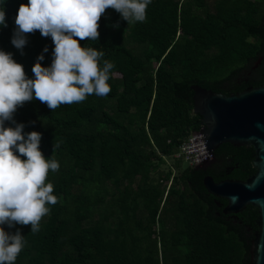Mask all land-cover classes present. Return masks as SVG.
<instances>
[{"label": "trees", "instance_id": "obj_1", "mask_svg": "<svg viewBox=\"0 0 264 264\" xmlns=\"http://www.w3.org/2000/svg\"><path fill=\"white\" fill-rule=\"evenodd\" d=\"M21 3L5 0L0 49L31 77L45 46L41 64L51 63L54 45L38 30L22 53L10 43ZM98 25V40L79 42L113 64L110 91L53 110L27 101L13 114L25 132L41 133L43 155L59 165L46 177L56 203L39 230L4 226L24 235L14 264H250L258 210L223 214L227 202L203 179L246 181L253 148L223 144L201 166L174 156L203 128L191 86L225 95L264 86V0H151L142 22L109 8ZM167 158L174 163L162 172Z\"/></svg>", "mask_w": 264, "mask_h": 264}, {"label": "clouds", "instance_id": "obj_2", "mask_svg": "<svg viewBox=\"0 0 264 264\" xmlns=\"http://www.w3.org/2000/svg\"><path fill=\"white\" fill-rule=\"evenodd\" d=\"M151 0H27L14 17L10 43L18 50L36 30L50 37L54 47L51 63L41 64L45 46L36 57L28 77L11 52L0 49V264H14L25 244L24 235L5 230L30 225L39 230V221L56 203L53 185L45 182L58 162L45 157L39 147L41 133L25 132L13 114L27 101L38 100L53 110L61 104L83 101L86 96H104L113 64L103 52L79 41L98 40V21L106 9H113L127 24L142 22ZM5 0H0V27H7ZM119 27V24L113 25ZM10 122L7 126L5 122Z\"/></svg>", "mask_w": 264, "mask_h": 264}, {"label": "water", "instance_id": "obj_3", "mask_svg": "<svg viewBox=\"0 0 264 264\" xmlns=\"http://www.w3.org/2000/svg\"><path fill=\"white\" fill-rule=\"evenodd\" d=\"M193 113L202 119L203 135L210 161L223 144L234 147H252L255 174L246 181L223 180L215 182L205 176L207 192L227 202L225 215H237L247 206L258 210V231L252 240L250 264H264V86L250 87L241 93L225 95L200 86H191Z\"/></svg>", "mask_w": 264, "mask_h": 264}, {"label": "built area", "instance_id": "obj_4", "mask_svg": "<svg viewBox=\"0 0 264 264\" xmlns=\"http://www.w3.org/2000/svg\"><path fill=\"white\" fill-rule=\"evenodd\" d=\"M175 158L182 159L190 166H198L209 159V154L206 150L201 130L191 134V136L182 144L179 153L175 155Z\"/></svg>", "mask_w": 264, "mask_h": 264}, {"label": "rangeland", "instance_id": "obj_5", "mask_svg": "<svg viewBox=\"0 0 264 264\" xmlns=\"http://www.w3.org/2000/svg\"><path fill=\"white\" fill-rule=\"evenodd\" d=\"M174 158H175V156H174ZM175 159H177V158H175ZM174 163V160H172V159H170V158H167L166 159V163H165V165H163L162 167H161V169H160V171H164V172H166L167 171V168L169 167V166H172V164ZM186 165H188V163L187 162H184L183 161V166H186ZM173 171H172V173H173V175H176L177 174V171L175 170V169H172ZM172 177V176H171ZM170 181H168V185L167 186H169L170 185Z\"/></svg>", "mask_w": 264, "mask_h": 264}, {"label": "flooded vegetation", "instance_id": "obj_6", "mask_svg": "<svg viewBox=\"0 0 264 264\" xmlns=\"http://www.w3.org/2000/svg\"><path fill=\"white\" fill-rule=\"evenodd\" d=\"M209 162V161H208ZM208 162H206V163H208Z\"/></svg>", "mask_w": 264, "mask_h": 264}]
</instances>
